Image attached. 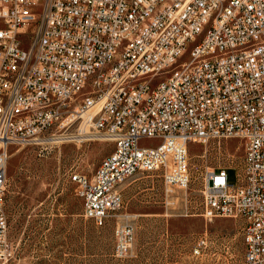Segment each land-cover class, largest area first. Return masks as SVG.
<instances>
[{"label": "built area", "instance_id": "built-area-1", "mask_svg": "<svg viewBox=\"0 0 264 264\" xmlns=\"http://www.w3.org/2000/svg\"><path fill=\"white\" fill-rule=\"evenodd\" d=\"M197 30L206 39L191 63L149 93ZM73 127L115 144L92 176L70 175L97 227L123 208L120 187L138 172L188 188L192 143L240 139L239 164L206 169L201 214L240 219L246 264H264V0H0V260L11 250L10 146ZM134 237L132 224L118 225L117 257Z\"/></svg>", "mask_w": 264, "mask_h": 264}, {"label": "rangeland", "instance_id": "rangeland-1", "mask_svg": "<svg viewBox=\"0 0 264 264\" xmlns=\"http://www.w3.org/2000/svg\"><path fill=\"white\" fill-rule=\"evenodd\" d=\"M52 131L9 148L11 250L0 264H246L240 219L209 221L201 214L206 169L239 164L244 154L240 139L192 143L188 188H167L160 171L138 172L120 187L123 208L97 227L84 217L70 175L92 176L115 144L76 127L55 136ZM66 137L70 141L52 142ZM229 178L235 182L236 170L229 171ZM123 223L133 225L135 237L129 256L119 258L115 232ZM201 237L207 244L195 252Z\"/></svg>", "mask_w": 264, "mask_h": 264}, {"label": "bare ground", "instance_id": "bare-ground-1", "mask_svg": "<svg viewBox=\"0 0 264 264\" xmlns=\"http://www.w3.org/2000/svg\"><path fill=\"white\" fill-rule=\"evenodd\" d=\"M228 1H235V0H228ZM228 11H229V3H220L218 6V18H225ZM149 26H151V19L142 18V27H149ZM131 29H138V21H131ZM202 39H206V32H204V30H197L195 33V40H193V43H187V46L184 49H182V55H174L173 63H170V65L163 67L162 78H154L151 81V84H149V93H158V89L160 88V86H162V81H169V77L176 76L177 65L191 63L192 56L194 53V47H200V43H202ZM99 138H103V137L99 136ZM65 141L68 142L70 141V139H67V137L52 139V142H58V143Z\"/></svg>", "mask_w": 264, "mask_h": 264}]
</instances>
